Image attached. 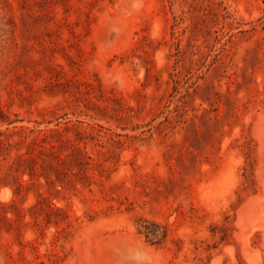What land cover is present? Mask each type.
<instances>
[{
    "label": "rangeland",
    "instance_id": "rangeland-1",
    "mask_svg": "<svg viewBox=\"0 0 264 264\" xmlns=\"http://www.w3.org/2000/svg\"><path fill=\"white\" fill-rule=\"evenodd\" d=\"M0 264H264V0H0Z\"/></svg>",
    "mask_w": 264,
    "mask_h": 264
}]
</instances>
